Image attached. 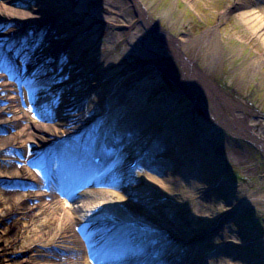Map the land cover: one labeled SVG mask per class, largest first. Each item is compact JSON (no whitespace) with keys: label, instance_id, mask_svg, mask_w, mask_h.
Listing matches in <instances>:
<instances>
[{"label":"rangeland","instance_id":"1","mask_svg":"<svg viewBox=\"0 0 264 264\" xmlns=\"http://www.w3.org/2000/svg\"><path fill=\"white\" fill-rule=\"evenodd\" d=\"M106 1V5L103 0L12 1L15 8L32 12V15L40 18H42L40 15L46 16L54 12L56 15L57 9H54L53 12L50 10L53 9L52 6L55 7L56 3L65 4L64 9L68 10L67 20H62L59 16L58 18L62 22L58 19L57 27L63 29L64 26H70L73 34L78 35L79 40H83L79 45V40L76 39L78 43L71 42L69 48L63 41H60L59 43L63 47L56 48V50H54L55 47L52 48L50 56L55 57L56 52L59 51L61 79L58 82L63 79L66 80L65 84L71 83V85H68L65 90L59 89L60 91L55 89L46 91L32 86L34 92V94L32 92V97L36 100L35 107L28 108V117L32 120L29 121L32 128L38 127L37 121L38 123L54 124L60 117L71 115L70 109L62 108L66 104H62L61 93L64 92L66 95L69 92L72 96L84 94L86 100L79 102L83 104L80 106V111L90 117L86 119L91 121L92 128L94 126V133H102L106 126H111L114 122V126L117 127L114 132L121 135L115 137L114 141L127 142L128 145L124 147L127 149L132 147L131 133L136 134L135 130L138 129L133 125L127 126L131 123L129 121H125V124L122 125L119 111L128 117L129 112L124 109L122 103L127 97L129 99L132 97L134 100V102L132 100V108L137 107L138 103L155 108V113L159 117L166 122L169 121V125L175 126L176 131L181 129L184 132L182 134L185 139L181 146H184L183 150L186 152L183 151L184 156L181 157L178 150L176 151L177 145L172 138L176 132L166 136L173 146L171 148L167 147L168 141L162 143L159 140L163 132L157 130L148 140L143 141L147 148L146 152L158 155V146L161 144L165 148L160 146L161 149L166 153L164 152L162 157L155 158L148 166L151 168L135 169L131 176L130 171L124 168L132 159L129 158L132 155V150H128L119 159L122 166L119 169L120 172H127L124 178H119L113 173L105 178L110 182L108 185L99 183L91 187L90 190L87 189L88 196L81 197L78 192L79 195L70 197L59 192L58 197L64 201V205L76 207L78 214L83 218H86L85 215L94 213L95 208L85 206L87 202L99 201L105 203V207L106 202H110L108 208L106 207L105 219L114 221L129 218L130 220L137 219L142 224H148V228L134 225L142 237L151 236V249L148 248L145 253L148 256L153 255V252L168 251L173 254L170 257L161 255L163 259L173 260L179 256L185 264H192L191 252H193L197 257L200 256V259L204 257V260L199 261L200 264H219L214 263L215 259L219 261L223 257L228 258L230 264H264L262 261L264 260V146L257 143L253 137L234 133L230 128L231 125L230 127L226 126L215 119L204 106L199 104L187 86L166 72L167 69L181 72L182 65L179 63V59L173 60L170 56L173 53V46L167 41V38L158 36L144 22L137 20L138 9L134 3L136 0H115L118 2V8H114L113 13L105 14L100 9L101 5L115 6L111 0ZM139 1L141 4H148V13L152 20L158 22L170 37L181 39L187 44H190V41L196 42L192 51H189L187 55L191 58L194 57L195 65L209 82L208 86H213L209 99L212 102L218 101V104L221 105L220 112L227 118V121L230 119L236 124L243 125L254 135L264 139V41L258 32L246 22L244 23L243 19H240L243 17L242 12L246 10L264 16V0H247L246 5L240 6L236 4L237 0ZM85 3L86 7L90 9V15L82 14L81 6H84ZM43 12L47 14H43ZM112 17L117 18L114 24L110 19ZM23 22L19 18H11L7 20L5 26H0V31L12 28L20 29L26 25ZM56 22L57 19L53 26ZM32 24L35 26L30 24L27 27L38 31L34 35L35 38L43 39L51 36L43 32L44 27L48 26L47 23L33 22ZM103 27L107 33L95 42L97 31ZM17 37L18 35H15L9 40ZM61 37L66 39L70 35L66 34ZM23 41L24 39L20 43ZM91 42L93 46L90 45ZM145 46H152V49L157 52L152 57L161 56L162 59L141 56L143 59L137 57L132 64L120 59L122 54H127L126 49H135L138 54H142V49ZM75 57L80 58L77 66L74 65ZM54 61L56 60L53 58ZM93 66L97 68H93ZM123 67H126L127 70L133 68L138 70L144 67L149 72L135 80L134 86L130 87L125 86L120 79ZM66 69L71 73L65 75ZM91 71H103V73L99 78L94 74L89 77L88 73ZM111 74L116 75L111 78L109 77ZM140 86H146L145 90L141 91ZM151 87H153L152 91ZM39 90L42 94H38ZM50 100L53 101V104ZM16 103L23 106L20 100ZM61 109L63 113H59ZM41 110L44 114L41 113ZM160 113L165 115L162 116ZM106 117L113 118V120L107 119L106 122ZM132 118L133 114L130 119ZM123 126L126 128H122ZM5 128L6 131L0 128V136L11 134L18 129L11 128L10 131L7 124ZM29 130L35 134L33 129ZM34 130L36 131V129ZM154 136L156 137L155 147L152 145ZM103 143H107L106 139H103ZM17 144L11 148L13 152L11 158H14L16 164H18V160L25 157L27 152H34L36 149L35 142L29 141L28 144L26 142L25 147L28 150L24 155ZM66 146L67 144L64 147ZM25 147L24 149H26ZM171 152L174 154L171 155ZM32 162H34V158H29L27 166L36 167ZM195 164L200 165L203 172L205 169L212 176L213 180L210 179L205 187L203 185L198 187L199 179L198 181L196 179L195 185H192V182L190 185L186 182L189 180L187 179L190 177L189 174L194 181L195 176L193 177L192 170L195 169L192 167H195ZM143 169L148 173H144ZM180 169L183 170L179 172ZM169 171H172L173 174L180 173V182L185 189L190 186L189 191L186 192L188 197L182 196L183 199H181L179 191L174 190L175 188L164 197L153 187L154 185L147 186L145 177L147 178L149 174L163 178ZM0 188L36 190L37 186L27 180L6 179L0 180ZM107 189L115 190L116 193L120 192L123 200L108 195H98V197L92 198L94 190ZM194 190L196 191L194 192ZM198 190L199 192H197ZM139 195L145 200L140 199ZM120 202H128V205L123 206ZM92 204L94 205V203L87 205L91 206ZM136 208L139 212L131 211ZM145 210L151 211L161 222L154 223L151 218H144ZM173 222L181 224L183 231L181 228L178 231L176 226H172ZM162 233L168 238H172L176 234V237L174 236L172 239L182 246L168 243L166 248H162L164 245ZM189 238L191 239L189 240ZM199 238L200 241L197 242ZM23 240L22 238L21 244H25L22 242ZM92 242L94 246L99 244V240H95V238H92ZM189 242L193 243V247L200 248L201 246L203 249L194 248L189 253L186 251ZM203 243L205 245H202ZM52 248L57 251L62 249L53 244ZM155 249L156 251H154ZM64 254L70 256L68 251Z\"/></svg>","mask_w":264,"mask_h":264},{"label":"bare ground","instance_id":"2","mask_svg":"<svg viewBox=\"0 0 264 264\" xmlns=\"http://www.w3.org/2000/svg\"><path fill=\"white\" fill-rule=\"evenodd\" d=\"M12 1L15 0H0V26H5L7 23V20L19 18L23 23L26 25H23L24 27L20 29H9V30H2L0 31V128L6 129L5 125H9V129L11 131V128H18L17 131L14 130V132H11V134L0 136V178H7L11 180H27L33 182L36 184L37 189L36 190H16V189H3L0 188V264H90L89 262V249H88V243L86 240L82 238L83 231L79 229L80 224L85 222V220L80 217V214H78L76 207L69 205H64V201L58 197L57 190L55 186L50 185V182L46 179L45 173H44V164L41 162L36 163L35 168H30L27 166V160L29 158H37V161H39V158L44 161V152L43 150L45 148H48L52 145H55L58 143V146L62 147V144L64 141L69 139L73 135L75 139H77V135L80 133H85L87 136H89L91 139L89 141H92V154H94V151L97 149H105L102 144H98L97 148L95 145H93V141L95 140L93 138V130H87L84 131L83 128L85 126H91L89 121H84L86 119L85 115L82 114V111H80V106H82V101H85L86 98L84 97V94H77L76 96H72L67 92L61 93L60 96H62L63 103L66 104L62 108L70 109L72 112L69 117H61L58 121H56L54 124H45V123H38V127L32 128V124L29 121L30 118L28 117L29 111L28 108L35 107L36 102L34 98L32 97V92L27 89L25 85L23 87H20L16 82H12L9 79V74L7 72L12 73V69L14 71V68H10L11 61L14 60L15 63V72L26 76L27 73L32 69L33 72H36V70L39 68L40 71L43 70V66L40 64L42 60L47 59L48 54L52 48L56 50V48L63 47L59 42L63 41L65 46L69 48L71 46V42H75L76 44L79 42V45L83 42V40H79V36H75L73 34V30L67 26H64L63 29H60L57 27L58 25V17L60 16L62 20H67V9H64L65 4L60 3H52L55 4V7L50 9L52 12L54 9H57V14H47L46 12H43V14H47L46 16H42V18L37 17L36 15H32V12H27L23 10H19L15 8V4L12 3ZM115 6H105L107 4L106 0H103L105 5H101V10L103 13H113L114 8H118V2L115 0H111ZM17 2V1H15ZM96 2V1H95ZM136 9H138V21L144 22L149 28L155 33L158 34V36H161L163 38H167V41L173 46V53L170 55L173 60L175 58L179 59V63H181L182 68L180 69L181 72H176L171 69H165L167 73H170L176 78L178 81L183 83L185 86L188 87L191 94H193L196 98V100L205 107V109L209 112L210 115H212L215 119L219 120L221 123H223L226 126L230 125L232 131L237 134H243L247 137H253L257 141V143L264 146V139L261 137L254 135L248 128L244 127L243 125L236 124L235 122H232L230 119L227 121V118L221 114L220 110V104H218V101L212 102L209 99V96L211 95L212 87L208 86L209 82L204 78V75L200 73V70L195 65L194 57H190L187 55V53L192 51L193 47L195 46L196 42L190 41V44L185 43L181 39H176L173 37H170L164 31L158 22H154L152 20V17L150 13H148L149 9L147 8L148 4L143 3L139 0L134 1ZM247 0H237L236 4L238 6L247 4ZM83 5V4H81ZM99 5V4H98ZM83 8L82 14L90 15L89 10L86 7V3L84 6H81ZM108 7H111L110 10ZM109 10V11H108ZM243 17L240 19H243V22L247 25H249L253 30L258 32L262 36V40L264 41V16L258 15L255 12L251 10H246L242 12ZM91 18V17H90ZM56 24L53 26L54 22L56 21ZM112 21V24L116 23L117 18L112 17L110 18ZM119 19V18H118ZM60 20V19H59ZM61 21V20H60ZM3 22V25L1 23ZM33 22L39 23H47L48 26L44 27L43 32H45L46 35H51L50 38L44 39L41 41V44H44L43 47H37L36 44H38V38L33 37L37 30L28 29V25L31 24V26H35L32 24ZM62 22V21H61ZM62 24V23H61ZM0 27V29H1ZM105 27L101 28L97 31V38L95 39V42L99 40L101 37H104V35L107 33V30L104 29ZM137 28V27H136ZM134 28L136 31L137 29ZM61 36L64 37V35H70V37L63 39ZM15 35H18L17 38H14L13 40H9L10 37H14ZM73 35V36H72ZM19 38V39H18ZM20 38H23L24 40L31 39V42L27 44L25 41L23 43H20ZM35 38V39H33ZM63 39V40H62ZM78 39L79 41L76 42ZM22 41V40H21ZM172 41V42H171ZM15 43V44H14ZM63 44V45H64ZM148 44V43H147ZM91 46H93V43H90ZM36 46V48L34 47ZM64 46V47H65ZM69 46V47H68ZM12 53L13 60H8L7 56L5 54V49ZM34 48V51L31 50ZM85 48V47H84ZM130 49V48H129ZM126 49L127 54L121 55L120 59L124 60L128 64H132L137 57L139 59H143L141 56H147L151 58L153 55H155L157 52L152 49V46H145L142 49V54H138L135 49ZM17 50L18 53L22 52V58L21 60L18 59L16 55L13 54V52ZM44 50V51H43ZM59 51H57L58 53ZM133 53V54H132ZM29 54H31L29 56ZM174 54V56H173ZM50 57V56H49ZM57 57V55L55 56ZM155 59H162L161 56L159 57H152ZM75 62L74 65H79V57L74 58ZM86 61V60H85ZM48 64L49 67H47L46 73H52L59 74L53 66L60 68L59 61L53 62L51 59ZM69 64V63H68ZM67 64V65H68ZM93 68H97L96 66H93ZM126 67H123L120 73V79L125 84V86H134L135 80L142 77L144 73L149 72L147 68H139L138 70H135L134 68L132 70L125 69ZM196 69V70H195ZM98 70V69H97ZM4 71L5 73H3ZM113 71V70H112ZM71 73V71H69ZM68 70L66 69L65 75L70 74ZM103 71L99 72H90L88 73L89 77H92V75H96L97 78H99L102 75ZM177 73V74H176ZM176 74V75H175ZM32 75V74H31ZM116 75V74H115ZM115 75L111 74L109 77H115ZM43 76V74L41 75ZM40 76V77H41ZM179 77V78H178ZM37 78V77H36ZM54 79V78H53ZM52 79V80H53ZM51 80V81H52ZM34 81V80H33ZM48 81H46L45 84H47ZM66 80H61L58 82L57 80L52 81L51 86H45L42 88V90H51V89H61L63 84V90H65L68 85L70 86L71 83L65 84ZM32 86L34 85L33 82H30ZM39 83H36L38 85ZM149 85V84H147ZM137 86V85H136ZM35 87V86H33ZM138 87V86H137ZM146 86H140L141 91L145 90ZM153 87H151L152 91ZM19 92V93H18ZM39 94L41 93V90L38 91ZM36 93V91H35ZM100 94V93H99ZM80 96V97H78ZM130 96V95H129ZM59 97V95H58ZM120 97V96H119ZM151 97V96H150ZM57 98V97H56ZM65 99V101H64ZM116 99V98H115ZM20 100L23 103V106L20 104H17L16 102ZM132 97H127L125 101H123L122 105L124 109H127L129 112L128 117L119 111V118L121 119V124L124 125L125 121L131 122L127 126H132L138 130H135V133H131L132 138V147L130 148H124L128 145L127 142L122 143V148L120 155H124L125 151L132 150L131 157L134 158L136 156V159H138V165L137 169L141 167V165L144 162V159L146 162L153 161V159L162 157V154H165L166 151L163 150L161 144L158 146L159 153L158 155L152 154L151 152H146V145L143 143L144 140H148L154 133H156L157 130H160L163 132L162 137L159 139L162 143L167 142L166 136H170L171 134L175 133L174 137H172L175 140V147L176 151L180 156H184L183 150L184 146L182 145V142L184 141L185 137L182 133H184L181 129L180 131H176V127L173 125H169V121H165L163 118L159 117L155 113V108H150V106L145 105L144 103H138L137 107L139 108L137 110V107L134 106L132 108ZM56 101H59L56 99ZM51 104H53V101L50 100ZM116 103V102H115ZM141 105V106H140ZM66 110V111H67ZM154 110V111H153ZM62 112V109L59 113ZM79 112V113H78ZM41 113L44 114V112L41 110ZM63 113V112H62ZM133 114V118L130 119V117ZM106 115V113H105ZM160 115L164 116V113H160ZM95 117V116H94ZM114 117V116H112ZM96 118V117H95ZM107 119L113 120V118L106 117ZM119 119V120H120ZM35 121V120H34ZM68 127V128H66ZM174 127V130H173ZM112 128V126H111ZM122 128H126V126H123ZM29 129H33L35 132L32 133ZM36 129V131L34 130ZM145 129V130H144ZM105 130L108 132L106 133L108 135V141L107 144L110 146L112 143H115L114 141L115 137L121 136L120 134L114 135V133L110 134V126H106ZM6 131V130H5ZM126 131V130H125ZM6 133V132H5ZM257 137V138H256ZM155 140L156 137L154 136L152 139V145L155 147ZM29 141L35 142L36 149L34 152H27L28 148L25 147L26 142L27 144ZM18 143V144H17ZM79 143V140H75V144L77 145ZM18 145V148H20L22 154L24 153L25 157L21 160H18V164H16L15 160L11 158V151L12 147H15V145ZM184 144V143H183ZM186 144V143H185ZM50 145V146H49ZM130 146V145H129ZM163 149H161V147ZM24 147L26 149H24ZM152 147V146H151ZM167 147H173L172 144H170V140L167 142ZM189 147V146H187ZM186 148V146H185ZM165 152V153H164ZM98 154V153H96ZM171 155L174 154L173 152L170 153ZM177 157V155H175ZM119 159V157H118ZM77 161L83 165L82 160ZM103 161H106L103 159ZM19 165V166H18ZM195 167H192V175L194 178V181H192V176H190L188 181H186L189 185L192 182V185L196 184V179L200 182H197L198 187H205V184L207 186L208 182H210V179H212V176L210 173L204 169V172L201 170L202 167L200 165L195 164ZM56 170L52 168L53 171H60L61 167H58L54 165ZM84 166V165H83ZM115 168L118 170L121 168L120 162L117 164H114ZM117 169H115L114 173L119 178H124L123 172L117 173ZM183 169H180L182 171ZM42 171V172H41ZM84 173H86L84 170H82ZM135 169H130L129 174L132 176L134 174ZM144 171V170H143ZM41 172V173H40ZM113 171H111L112 175ZM144 173H148L147 171H144ZM87 174V173H86ZM200 175V176H199ZM148 178V179H147ZM145 177L147 186H153L157 189V191L160 192V194L164 197L168 195L169 191L176 190L179 191L180 198L183 199V197H188V192L190 186L185 189L181 184V175L177 172V174H173L172 171H169L166 177L158 178L154 176L153 174H149L148 177ZM191 179V180H190ZM94 181L90 182L88 181L87 185L96 184L97 180L93 179ZM186 180V179H185ZM213 180V179H212ZM61 182V181H59ZM90 182V183H89ZM105 184H109V181H105ZM86 185V184H85ZM83 185V186H85ZM192 189V188H191ZM125 190V188H123ZM201 190V189H199ZM199 190L197 192H199ZM212 190V187H211ZM215 190V189H214ZM126 191V190H125ZM192 191V190H191ZM196 190H194L195 192ZM88 192V191H87ZM117 191L107 189V190H101L97 191L94 190L92 194V198L98 197V195H108L111 197H115L119 200L122 199V196L119 193H116ZM120 194V195H119ZM184 194V195H183ZM88 196L89 194H85ZM183 196V197H182ZM140 198V195H139ZM90 199V198H88ZM142 200H145V198H140ZM152 199H154L152 197ZM29 200H32V202H29ZM123 200V199H122ZM125 200V199H124ZM172 201V198H170ZM99 202V201H95ZM94 202V203H95ZM110 202H106V204H109ZM121 204L128 205V202H120ZM131 204V203H129ZM154 204V203H153ZM164 208V207H163ZM100 208H97L96 210H99ZM162 208L160 209V211ZM133 212H139V210L131 209ZM146 215L144 214V218L148 217L151 218L154 222H161V220H158L159 218L154 215L151 211H144ZM87 224V223H86ZM141 224V223H140ZM127 226L129 224H126ZM143 228H148V225L141 224ZM172 226H176L177 230L181 228L182 225L178 222H173L171 224ZM86 226V225H85ZM131 226V225H130ZM103 230V228H101ZM126 227H123V237L126 238V242H136L139 239L138 235H132L129 231L126 232ZM99 230H93L92 236L97 240L99 237L98 235ZM183 231V230H182ZM175 233L177 231H174ZM81 233V235H80ZM179 233V232H178ZM110 233H107L109 235ZM130 234L131 238L128 236ZM174 234V233H173ZM108 237V236H107ZM185 238H188L187 236H183ZM22 238L26 241L25 244H21L20 241ZM131 239V240H130ZM145 239V237H144ZM146 239H151V237L147 236ZM162 239L165 243H174L173 240L166 237L165 234L162 235ZM143 241V239H142ZM53 245H57L58 247L62 248L60 251L55 250L52 248ZM202 245H205L203 243ZM180 246V245H178ZM96 246H93L95 248ZM165 248V247H163ZM198 248L203 249L201 246L196 247L192 245H188L186 251L190 253L191 249ZM63 251V252H61ZM66 251H68L70 256H66ZM110 253L112 250H110ZM108 251V253H109ZM143 252V251H142ZM140 254V251L133 254V257H136ZM173 253H170L168 251L166 252H155L152 257H161L163 256H171ZM224 254V253H223ZM230 254V252H229ZM144 256V255H143ZM236 256V255H235ZM192 257V264H200V256H196L195 253L191 252ZM237 257V256H236ZM102 258V257H100ZM111 260L112 258H115L112 253L111 257H109ZM135 258V259H136ZM110 259L108 260V264H111ZM221 260V261H220ZM219 261L215 259L214 263L219 264H230V260L228 258H220ZM196 261V262H195ZM264 262V260H262ZM116 264H125L124 260H115ZM262 262V263H263ZM175 263L172 261V264ZM165 264H168L167 262Z\"/></svg>","mask_w":264,"mask_h":264}]
</instances>
